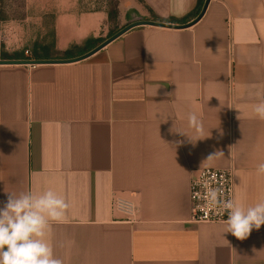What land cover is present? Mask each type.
Listing matches in <instances>:
<instances>
[{
    "label": "crops",
    "instance_id": "crops-1",
    "mask_svg": "<svg viewBox=\"0 0 264 264\" xmlns=\"http://www.w3.org/2000/svg\"><path fill=\"white\" fill-rule=\"evenodd\" d=\"M202 8L195 0L177 18L170 0H120L118 30L192 24L138 25L82 60L0 63V207L5 191L63 196L70 206L50 242L64 264H264V225L239 240L224 223L189 221L195 168L233 166L236 199L264 196V120L252 110L264 100V0H211L196 20ZM6 10L0 0V22ZM105 17L59 14L56 47L82 48L61 58L105 41ZM27 43H0V59L57 58L26 56ZM190 111L207 137L195 144L170 131L175 120L194 135ZM120 201L135 205V220Z\"/></svg>",
    "mask_w": 264,
    "mask_h": 264
},
{
    "label": "clouds",
    "instance_id": "clouds-1",
    "mask_svg": "<svg viewBox=\"0 0 264 264\" xmlns=\"http://www.w3.org/2000/svg\"><path fill=\"white\" fill-rule=\"evenodd\" d=\"M194 5L195 0H170V11L181 18ZM252 110L256 118L264 120V100L255 103ZM187 124L194 135L178 127L175 120L170 131L186 136L193 144L207 138L203 136V120L195 111L187 113ZM182 144L183 140L175 142L176 147ZM217 154L223 153L217 152L208 159ZM256 174L264 176V162L257 165ZM206 188L208 205L218 214H226L223 234L231 233L237 239L245 240L253 229L259 230L264 225V196L254 204H246L243 200L225 198L220 187ZM5 193L7 201L0 207V264H64L54 254L50 234L54 223L64 221L70 206L68 201L52 189L40 194L31 190Z\"/></svg>",
    "mask_w": 264,
    "mask_h": 264
},
{
    "label": "rangeland",
    "instance_id": "rangeland-1",
    "mask_svg": "<svg viewBox=\"0 0 264 264\" xmlns=\"http://www.w3.org/2000/svg\"><path fill=\"white\" fill-rule=\"evenodd\" d=\"M48 2L50 9L46 11L42 9V11L41 5L44 4L42 0H3L4 7L7 9L3 12V17L9 20L1 21L2 43L13 48L17 46L19 41L21 42V39H28V43L23 49L24 55L29 57L36 56L37 52H41V54H50L61 58L70 54H67L66 50L56 47V22L59 14L76 16L79 20L84 14L106 13L103 25L99 31L101 39L109 38L121 26L122 19L119 16L120 0H48ZM42 13H44L45 18L41 23L38 17ZM27 16H33L34 20L26 21ZM11 18L13 20L19 19L20 25L18 27L16 25L12 26L10 23ZM68 25L69 23H67ZM37 42H39L38 45L40 47L34 46ZM44 44L46 48L42 46ZM81 51L82 48H73L71 54H78Z\"/></svg>",
    "mask_w": 264,
    "mask_h": 264
},
{
    "label": "built area",
    "instance_id": "built-area-1",
    "mask_svg": "<svg viewBox=\"0 0 264 264\" xmlns=\"http://www.w3.org/2000/svg\"><path fill=\"white\" fill-rule=\"evenodd\" d=\"M3 41L2 26L0 22V43ZM209 187L222 188L225 198L236 199V176L233 166L227 167H199L193 169L189 184V197L191 201V214L189 221L193 223H224L225 215L218 214L217 210L210 207L206 200V191ZM128 209L130 220H135L136 208L132 202L120 201Z\"/></svg>",
    "mask_w": 264,
    "mask_h": 264
},
{
    "label": "water",
    "instance_id": "water-1",
    "mask_svg": "<svg viewBox=\"0 0 264 264\" xmlns=\"http://www.w3.org/2000/svg\"><path fill=\"white\" fill-rule=\"evenodd\" d=\"M210 1L211 0H205L203 8H202V10H201V12L198 15L196 20H198L199 18H201L203 16V14L205 13ZM143 24H155V25H163V26H171V27H175V26H181L182 27V26H189L192 23L183 24V25H174L171 23H166V22H161V21H156V20L139 19V20H135V21L130 22L129 24H127L126 26H124L123 28L118 30L116 33H114L112 36L107 38L105 41L100 43L98 46H96L92 50H90L87 53H84L82 55L76 56V57H70V58H36V59H29V58L0 59V63H2V64H17V63L40 64V63H50V62H71V61L82 60L84 58L91 56L92 54H94L95 52H97L98 50H100L101 48L106 46L112 40L116 39L117 37L122 35L124 32L128 31L129 29H131L135 26H138V25H143Z\"/></svg>",
    "mask_w": 264,
    "mask_h": 264
},
{
    "label": "trees",
    "instance_id": "trees-1",
    "mask_svg": "<svg viewBox=\"0 0 264 264\" xmlns=\"http://www.w3.org/2000/svg\"><path fill=\"white\" fill-rule=\"evenodd\" d=\"M204 2H205V0H199V6H200V7H203ZM93 41H94L93 38H89V39H87V41H86V43H85V47H88ZM44 48H46V47H44ZM73 48H81V47L78 46V45H75V46H73V47L67 49L66 52H67V54H70L69 56L72 55L71 53L73 52ZM3 56H4V57H9V56H7V54H6L5 52H3Z\"/></svg>",
    "mask_w": 264,
    "mask_h": 264
}]
</instances>
